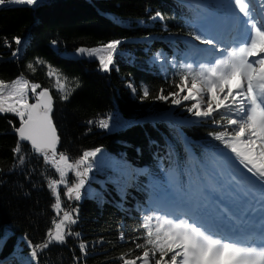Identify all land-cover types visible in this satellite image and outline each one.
<instances>
[{"label":"trees","instance_id":"obj_1","mask_svg":"<svg viewBox=\"0 0 264 264\" xmlns=\"http://www.w3.org/2000/svg\"><path fill=\"white\" fill-rule=\"evenodd\" d=\"M183 1L37 0L26 5L6 0L0 5V80L11 86L21 78L40 85L37 94L43 89L52 93L58 154L74 162L85 150L101 149L78 201L65 194L75 182L74 173L67 174V185L58 189L62 207L57 214L48 183L59 179L58 172L23 141L21 153L15 154L19 118L0 114V264H37L31 246L45 242L49 230L55 231L53 222L73 208H78L77 223L70 227L79 238L69 236L62 245L54 242L38 251V264H123L140 256L143 249L136 244L144 243L140 224L150 213L151 196L167 190L169 177L196 175L187 147L204 165L225 151L213 135L224 129L188 112L195 101L174 105L171 99H156L161 89L165 95L177 90L180 56L192 38V23L206 12ZM112 41L120 44L108 71L99 60L106 53L79 51L101 50ZM175 52L177 64L168 66L166 60ZM33 96L29 87V103ZM184 119L189 121L179 122ZM100 120L109 127L100 128ZM21 155L23 165L18 163Z\"/></svg>","mask_w":264,"mask_h":264},{"label":"snow or ice","instance_id":"obj_2","mask_svg":"<svg viewBox=\"0 0 264 264\" xmlns=\"http://www.w3.org/2000/svg\"><path fill=\"white\" fill-rule=\"evenodd\" d=\"M7 2L37 4V0ZM252 2L253 0H248L247 3L244 0H230L229 4L224 5L225 8L231 7L234 12L241 13L244 18L232 15L228 20L229 29L237 34L235 47H222L223 41L217 35L208 34L201 26L194 27L190 33L192 39L207 46L204 49L197 47L196 51H211L218 54V58L207 62L197 60L195 63H182L178 69L179 83L174 85L177 90L165 95L161 89L156 99H171L174 105L195 101L188 107V112L198 119L210 120L224 129L213 134L214 139L223 143L225 152L220 155L226 154L234 162L238 161L246 173L250 174L247 176L249 182L253 186L258 185L261 196L264 197V20L255 16V12L249 9ZM5 3L6 0H0V5ZM257 4L264 14V0H257ZM255 7L254 4L253 9ZM156 15L163 19L160 13ZM15 43L19 45L20 38H15ZM119 44L120 41H112L101 50L89 51L81 48L79 51L88 52L90 55L99 54L101 51L106 53L99 55V60L103 69L108 71ZM160 56L158 53L156 58L159 59ZM253 57L256 59H250ZM53 74L51 71L48 73L49 76ZM189 80L191 87H188ZM57 84L59 89L64 91L59 77ZM29 87L35 94V103H29ZM39 87L38 84L29 85L27 80L21 78L13 81L11 86L0 80V114L12 113L19 118L20 127H14L18 134V144L13 152L21 153L20 141L30 142L32 149L41 154L44 161L52 164L58 172L59 179L51 180L48 187L55 195L53 208L59 214L62 207L59 186L67 185V174L74 173L75 182L73 186L66 187L65 194L69 199L80 200L81 189L84 188L101 149L85 150L74 162H70L63 152L58 154L60 138L51 118L53 98L48 89H43L37 94ZM214 89L220 95H217ZM143 95H149L147 88L143 90ZM62 98L67 99V94ZM99 127L108 128V121L100 120ZM18 163L24 164L22 155ZM171 179L169 177V182ZM253 198L255 199V196ZM261 207L264 208V204H261ZM74 214H78V208L63 212L59 222H53L55 231L49 230L48 238L42 244L31 246L29 241L32 261L38 264V251L48 248L54 242L62 245L69 236L79 238L80 234L73 233L70 227L77 223ZM237 219L239 218H234V214L230 213L226 205L217 206L213 211L203 195H172L168 198L161 196L140 224V228L145 230L144 243H137L136 248L143 249L142 254L134 259H124L123 264H137V261L142 264H264V243L256 248L246 246L247 241L235 239V236L246 230V221L237 224ZM222 227H227L228 231H221ZM260 235L264 239V229ZM79 247L84 253L86 245L81 243ZM169 254L170 259H166Z\"/></svg>","mask_w":264,"mask_h":264},{"label":"rangeland","instance_id":"obj_3","mask_svg":"<svg viewBox=\"0 0 264 264\" xmlns=\"http://www.w3.org/2000/svg\"><path fill=\"white\" fill-rule=\"evenodd\" d=\"M217 1L226 4L230 3V0L228 2H226V0H217ZM254 4L256 5V7L253 9V11L255 12V14L258 12L262 20H264V14H262V9L259 6V4H257V0H254L252 2V6ZM228 9H231L233 11L231 7H229ZM216 16L218 17L219 15ZM200 26L204 28L205 23H203ZM193 45L196 48L198 47L200 49H204L207 47L205 45L200 44V42H196V41L193 42ZM209 53H211V51L204 52V54L206 55H208ZM251 59H256V58L253 57ZM186 62H193V63L196 62L193 59L192 53L186 56ZM172 63L174 62L171 61L170 64L172 65ZM205 96H206V89H205ZM248 175L250 174L246 173V170L243 169V166L240 165L238 161L234 162L226 154L224 156H221L219 154L215 159L212 160L210 168L207 169L208 178L206 180V183H204V185H202L198 189L196 196H200V195L205 196L209 201L210 206H214L213 203H210V200L214 199L216 196L220 194L224 195L227 198L231 197L232 193L235 194L237 193L236 195L240 196L239 190H245L248 188V186L252 185L247 179ZM175 195L178 196V194ZM156 197L152 199L153 202L155 201ZM232 199H234V197Z\"/></svg>","mask_w":264,"mask_h":264},{"label":"bare ground","instance_id":"obj_4","mask_svg":"<svg viewBox=\"0 0 264 264\" xmlns=\"http://www.w3.org/2000/svg\"><path fill=\"white\" fill-rule=\"evenodd\" d=\"M241 194H245V191L243 190H240L239 191ZM250 196V195H249ZM250 201H253L252 197H250L249 200H247L246 202H238L237 204H232L230 203L228 206L230 208H233L232 210L234 211V213L237 215H244V218L246 219V222L247 223H253L254 220H259V218H264V208L263 210L260 212V213H256V214H253V213H249V214H246V212H244L245 210V206H246V203L248 205H250ZM262 204H264V198L263 200H261ZM261 206V205H260Z\"/></svg>","mask_w":264,"mask_h":264},{"label":"water","instance_id":"obj_5","mask_svg":"<svg viewBox=\"0 0 264 264\" xmlns=\"http://www.w3.org/2000/svg\"><path fill=\"white\" fill-rule=\"evenodd\" d=\"M50 92V91H49ZM50 94H51V96H52V98H53V107H52V111H53V108H54V102H55V100H54V97H53V95H52V93L50 92ZM36 102V99H35V95H34V97H33V103H35ZM51 118H52V112H51ZM52 122H53V120H52ZM53 124H54V122H53ZM54 126H55V124H54ZM55 128H56V126H55ZM56 131H57V128H56ZM57 134H58V136H59V132L57 131ZM60 138V137H59ZM24 143H26L27 145H29V146H31V144H30V142H27V141H23ZM59 142H60V140H59ZM58 145H59V143H58ZM32 147V146H31ZM57 149H58V146H57ZM41 155V154H40ZM61 186V185H60Z\"/></svg>","mask_w":264,"mask_h":264}]
</instances>
